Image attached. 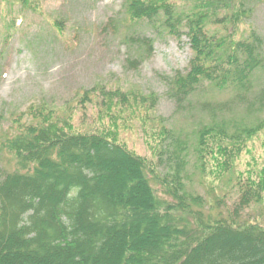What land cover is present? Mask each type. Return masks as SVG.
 I'll return each mask as SVG.
<instances>
[{
  "label": "trees",
  "instance_id": "1",
  "mask_svg": "<svg viewBox=\"0 0 264 264\" xmlns=\"http://www.w3.org/2000/svg\"><path fill=\"white\" fill-rule=\"evenodd\" d=\"M20 1L34 11L41 7L40 0ZM182 1L126 0L130 20H155L169 33L187 36L191 56L185 72L171 77L174 94L181 99L206 82L251 103V75L260 68L264 76V58L258 33L250 29L244 36L237 28L249 7L243 0ZM130 37L146 43V36ZM80 99L92 100L98 116L90 117L100 120L98 127L89 122L75 128V107L60 114L36 103L13 117V131L0 137V264H248L251 251L264 264V249L251 246L263 243L264 227L239 213L244 203L261 198L264 168L237 175L238 195L227 208L222 194L204 197L186 188L188 141L163 122L146 133L153 149L149 159L109 139H117L122 111L142 122L145 115L136 113L152 109L157 95L93 86ZM223 105L210 109L224 111ZM216 119L196 128L192 147L210 188L228 173V156L238 154L249 135H264V118L231 128ZM207 156L214 157L213 168H206ZM214 222L223 223L225 232H207ZM179 244L185 249L178 250Z\"/></svg>",
  "mask_w": 264,
  "mask_h": 264
},
{
  "label": "rangeland",
  "instance_id": "2",
  "mask_svg": "<svg viewBox=\"0 0 264 264\" xmlns=\"http://www.w3.org/2000/svg\"><path fill=\"white\" fill-rule=\"evenodd\" d=\"M243 1L245 7H249L250 14L245 15L237 28L244 36L250 29L258 33L262 43L260 55L264 58V0ZM40 2V9L34 11L20 0H0V137L13 131V117L22 113L28 105L36 103H44L60 114H66L68 106L71 109L75 107L71 121L75 128L84 127L89 122L98 127L100 120L94 121L92 118L97 114L94 104L90 99L81 100V93L93 86L105 90L136 88L146 95H157L155 106L146 112L136 113L137 116L145 115L142 122L136 116H127L129 110L122 111V120L118 119L117 128L120 129L117 139L107 138L149 159L153 156V149L146 133H151L163 122L188 141L190 158L185 167L189 177L185 180L186 188L204 197L222 194L228 208V203L232 204L238 195L235 180L264 168L263 132L249 135L240 152L228 156L229 175L224 174L220 181L213 180L211 183L215 187L210 188V184H205L206 179H201L202 173L195 165L192 154L197 138L196 128L215 118L225 121L229 128L232 123L249 125L263 119L262 70L258 68L251 75L249 104L232 97L233 89H213L206 82L178 99L169 82L177 70L185 72L188 67L191 49L184 33L181 36L173 35L155 20H130L126 0ZM55 20L61 24V29L57 28ZM137 34L146 36L145 44L140 46L139 40L130 37ZM87 94L91 95L89 92ZM260 94L263 95L261 100L258 97ZM77 100L81 102L76 104ZM218 102H224V111L217 112L216 107L210 109ZM93 113L94 116L90 117ZM101 121L107 120L103 118ZM206 160V168L215 166L214 157L207 156ZM150 184L155 187L153 181ZM134 195L135 199L138 195ZM261 195L259 201L244 203L239 213L254 225L264 227V191ZM140 200L144 202L145 199ZM217 208L219 206L213 207L215 211ZM213 224L207 232H225L223 223ZM241 231L242 237L247 239L249 235H245L242 228ZM251 243L254 249L257 246L264 249L261 247L264 241ZM109 246L113 247L112 244ZM177 247L178 250L185 249L182 244ZM257 254L256 251L250 252L248 264H258Z\"/></svg>",
  "mask_w": 264,
  "mask_h": 264
}]
</instances>
